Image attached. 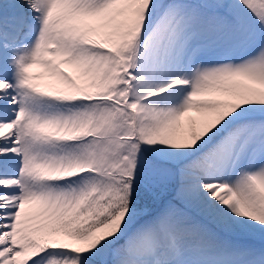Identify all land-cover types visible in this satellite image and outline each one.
<instances>
[{
	"label": "snow or ice",
	"instance_id": "1",
	"mask_svg": "<svg viewBox=\"0 0 264 264\" xmlns=\"http://www.w3.org/2000/svg\"><path fill=\"white\" fill-rule=\"evenodd\" d=\"M0 264H264V0H0Z\"/></svg>",
	"mask_w": 264,
	"mask_h": 264
}]
</instances>
